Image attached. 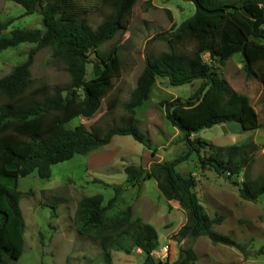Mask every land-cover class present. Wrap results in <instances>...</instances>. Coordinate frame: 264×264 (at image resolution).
Here are the masks:
<instances>
[{"label":"trees","instance_id":"obj_1","mask_svg":"<svg viewBox=\"0 0 264 264\" xmlns=\"http://www.w3.org/2000/svg\"><path fill=\"white\" fill-rule=\"evenodd\" d=\"M8 1L22 6L26 15L39 14L43 29L17 28L4 33L13 21H0V53L22 44L36 45L24 63L0 78V264H12L24 253L26 223L20 207V178L37 172L41 179H50L53 165L99 150L115 136H131L150 149L151 140L136 122V110L149 100L158 77L168 78L172 86L202 82L186 101L164 103L167 120L184 134L201 167L228 177H239L249 168L253 159L247 149L253 143L215 147L202 138L191 140V136L231 122L244 131L260 127L250 99L234 89L204 55L224 66L235 54H241L246 78L264 85V0H184L193 2L195 15L167 34L158 35L171 51L147 59L124 104L127 122L106 130L85 125L69 128L67 124L75 118H94L114 87L121 67L118 49L102 54L99 48L127 29L139 0H98L111 13L95 28L89 24V11L81 6V0ZM49 46L70 75L68 85L55 86L52 91L47 84L35 87L32 78L36 55ZM88 65L93 68L90 80ZM203 147L210 148L208 157L201 154ZM182 159L149 168L127 166L125 185L113 187L115 196L106 205L102 194L81 199L74 216L79 234L98 240L107 260L111 258L109 251L130 255L138 249L146 256L144 264H196L198 255L192 248L181 252L173 263L157 262L153 254L159 247V236L152 225L133 220L131 207L113 216L108 214L125 188L153 179L161 194L187 214L179 232L181 239L205 236L248 256L247 242L215 231L214 226L222 224L225 216L218 213L211 218L206 213L195 191V177L176 170ZM239 195L250 202L264 197V174L255 180L246 178Z\"/></svg>","mask_w":264,"mask_h":264},{"label":"rangeland","instance_id":"obj_2","mask_svg":"<svg viewBox=\"0 0 264 264\" xmlns=\"http://www.w3.org/2000/svg\"><path fill=\"white\" fill-rule=\"evenodd\" d=\"M89 12L87 19L95 28L111 9L98 0H81ZM196 7L184 0H139L133 8L128 27L114 39L103 44L99 51L108 54L118 49L121 62L114 87L103 99L102 106L92 119L75 118L69 128L85 125L106 130L127 122L124 104L130 99L137 80L146 67L147 59H155L170 52L167 41L158 35L167 34L195 15ZM12 20L5 32L13 29H43L39 14L26 15L25 9L8 0H0V21ZM34 44H22L0 53V78L13 67L24 63ZM49 46L38 52L32 67L35 87L47 84L66 86L70 75L66 66L53 56ZM94 56H91L93 59ZM212 64L234 89L246 95L257 111L260 127L244 131L235 123L216 125L192 135L191 140L202 138L215 147H228L253 143L248 156L253 159L241 176H221L213 169H203L198 154L193 151L184 134L166 118L165 104L176 99L186 101L201 85V80L172 86L168 78L156 79L149 100L136 110L139 129L151 140V147L136 142L131 136H115L112 142L88 155L52 166V177L41 179L37 172L18 181L22 193L20 207L26 223L25 248L22 257L12 264H144L146 256L136 249L132 254L109 251L107 260L98 240L82 236L76 229L74 216L84 197L102 194L104 204L115 196L114 186L125 185V168L129 165L149 168L155 163L182 159L176 166L182 175L192 174L197 186L195 191L206 213L214 218L223 214L225 220L215 225V231L229 235L238 242L248 243V256L235 247L213 243L208 237L181 239L179 232L187 222V214L175 202H169L160 192L155 180H147L120 193L114 207L108 211L113 216L128 207L132 219L152 225L159 236V247L153 256L157 262L178 260L181 252L192 248L198 255L196 264H264V197L254 202L239 195L241 183L264 174V85L246 78L241 54H235L224 66ZM87 79L93 78L92 65L87 66ZM154 152V154H153ZM209 147L201 148L208 157Z\"/></svg>","mask_w":264,"mask_h":264},{"label":"built area","instance_id":"obj_3","mask_svg":"<svg viewBox=\"0 0 264 264\" xmlns=\"http://www.w3.org/2000/svg\"><path fill=\"white\" fill-rule=\"evenodd\" d=\"M141 251V250H140ZM142 252V251H141Z\"/></svg>","mask_w":264,"mask_h":264},{"label":"crops","instance_id":"obj_4","mask_svg":"<svg viewBox=\"0 0 264 264\" xmlns=\"http://www.w3.org/2000/svg\"><path fill=\"white\" fill-rule=\"evenodd\" d=\"M141 254H142V252H141Z\"/></svg>","mask_w":264,"mask_h":264},{"label":"water","instance_id":"obj_5","mask_svg":"<svg viewBox=\"0 0 264 264\" xmlns=\"http://www.w3.org/2000/svg\"><path fill=\"white\" fill-rule=\"evenodd\" d=\"M191 3H193V2H191Z\"/></svg>","mask_w":264,"mask_h":264}]
</instances>
